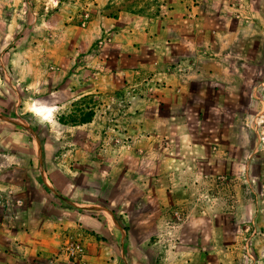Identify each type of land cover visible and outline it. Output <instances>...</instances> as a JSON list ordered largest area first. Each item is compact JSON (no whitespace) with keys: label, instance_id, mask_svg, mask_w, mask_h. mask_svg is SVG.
<instances>
[{"label":"rangeland","instance_id":"obj_1","mask_svg":"<svg viewBox=\"0 0 264 264\" xmlns=\"http://www.w3.org/2000/svg\"><path fill=\"white\" fill-rule=\"evenodd\" d=\"M0 193L6 264H264V0H0Z\"/></svg>","mask_w":264,"mask_h":264},{"label":"crops","instance_id":"obj_2","mask_svg":"<svg viewBox=\"0 0 264 264\" xmlns=\"http://www.w3.org/2000/svg\"><path fill=\"white\" fill-rule=\"evenodd\" d=\"M258 16H261V14H260V12H258V14H257ZM253 23V22H252ZM247 28H249V29H251L252 30V25H250V27H247ZM247 210H248V208H247V205L246 206H244V208L243 207H237L236 206V209H235V212L233 213L234 215H238V216H242V214L246 217L247 216ZM88 215L86 214V213H81L80 214V219L81 220H83V221H88ZM13 232H15V231H0V235H4V236H6V237H8V238H11V242H10V247L12 248L13 247V249H15L14 247H15V245L14 244H16L15 243V241L13 240L12 241V238H16V236H15V234H16V232L15 233H13ZM32 243H34V241L32 242V240L30 241V240H27V243L26 244H24V248H25V251H32V252H34V251H37V252H40V251H42V247H40V246H36V245H33ZM19 244H20V242H19ZM14 245V246H13ZM21 247V246H20ZM39 247V248H38ZM0 264H6V261H3L1 258H0Z\"/></svg>","mask_w":264,"mask_h":264},{"label":"built area","instance_id":"obj_3","mask_svg":"<svg viewBox=\"0 0 264 264\" xmlns=\"http://www.w3.org/2000/svg\"><path fill=\"white\" fill-rule=\"evenodd\" d=\"M21 200H16V205L20 206L21 205ZM11 205V202L8 201L5 196H3L1 193H0V208H9V206Z\"/></svg>","mask_w":264,"mask_h":264},{"label":"trees","instance_id":"obj_4","mask_svg":"<svg viewBox=\"0 0 264 264\" xmlns=\"http://www.w3.org/2000/svg\"><path fill=\"white\" fill-rule=\"evenodd\" d=\"M89 119H90V118H86V117L84 118V117H83V118L79 119V121H80V122H85V121H88Z\"/></svg>","mask_w":264,"mask_h":264}]
</instances>
